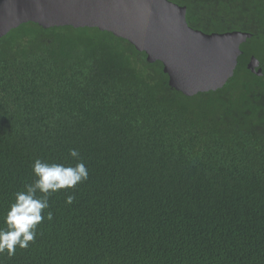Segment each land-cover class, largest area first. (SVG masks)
<instances>
[{"label":"trees","instance_id":"1","mask_svg":"<svg viewBox=\"0 0 264 264\" xmlns=\"http://www.w3.org/2000/svg\"><path fill=\"white\" fill-rule=\"evenodd\" d=\"M184 2L189 25L256 35L215 92H176L160 62L95 28L27 23L0 39V226L35 159L88 169L0 264H264V73L246 68L264 63V0L243 20L228 0L211 23Z\"/></svg>","mask_w":264,"mask_h":264},{"label":"water","instance_id":"2","mask_svg":"<svg viewBox=\"0 0 264 264\" xmlns=\"http://www.w3.org/2000/svg\"><path fill=\"white\" fill-rule=\"evenodd\" d=\"M43 29L95 28L126 40L160 62L168 86L186 97L215 92L234 76L246 32L206 34L188 25L186 8L169 0H0V39L23 24ZM249 70L259 74L253 58Z\"/></svg>","mask_w":264,"mask_h":264},{"label":"clouds","instance_id":"3","mask_svg":"<svg viewBox=\"0 0 264 264\" xmlns=\"http://www.w3.org/2000/svg\"><path fill=\"white\" fill-rule=\"evenodd\" d=\"M68 155L80 160L76 149H70ZM31 171L33 182L14 194V201L2 218L0 254L7 253L9 258L15 254L17 247L25 249L35 240L37 225L45 219L42 213L49 208L50 196L60 190L75 188L88 179V169L82 161L65 166L35 159ZM74 200L73 195H67L65 203L70 205ZM46 218L52 220L50 211L47 212Z\"/></svg>","mask_w":264,"mask_h":264},{"label":"flooded vegetation","instance_id":"4","mask_svg":"<svg viewBox=\"0 0 264 264\" xmlns=\"http://www.w3.org/2000/svg\"><path fill=\"white\" fill-rule=\"evenodd\" d=\"M179 6L185 7L186 8V19H187V11H188V5L184 2V0H169ZM228 0H189V3L192 6V16H193V21L196 23H211V22H219L222 20V17L220 16V13H226V7ZM250 2L252 4H250ZM257 0H240V3H236L235 7H237V10L233 11V14L237 17L238 20H243V12L247 11L248 13H251V11L255 8ZM188 22V21H187ZM189 25V24H188ZM191 28L195 30L202 31L206 34H212V33H229V32H246L253 34L249 31L242 30V29H233L231 31H224V32H217V31H209L206 32V30H203L199 27L189 25ZM254 35V34H253ZM256 35H254V38ZM253 40V39H252ZM248 41L246 44H248ZM244 44L241 47L242 48L246 45ZM240 50V52H241ZM256 58V56H251L249 59V62L246 64V68L249 70V64L251 63L252 59ZM239 59H240V54H239ZM258 59V58H256ZM260 61V59H258ZM261 64V70L259 74L264 73V63L260 61ZM239 65V63H238ZM250 71V70H249ZM251 72V71H250ZM252 73V72H251ZM254 74V73H253Z\"/></svg>","mask_w":264,"mask_h":264},{"label":"rangeland","instance_id":"5","mask_svg":"<svg viewBox=\"0 0 264 264\" xmlns=\"http://www.w3.org/2000/svg\"><path fill=\"white\" fill-rule=\"evenodd\" d=\"M89 34L92 35V36H95L97 37L98 39H102L104 42H106L108 45H115V46H118L122 49H125V48H128V44L126 42H123V41H118L116 39H114L112 36H109V35H106V34H103V33H100V32H96V31H89ZM239 63H244L241 59H239ZM240 69L237 71V74L240 75L242 74L244 71H243V68L242 66L239 67ZM156 71L158 72V76L161 75V68L158 67L156 69Z\"/></svg>","mask_w":264,"mask_h":264}]
</instances>
